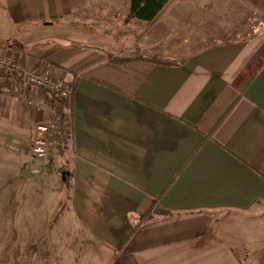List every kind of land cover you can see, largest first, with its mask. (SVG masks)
<instances>
[{"label": "crops", "instance_id": "obj_1", "mask_svg": "<svg viewBox=\"0 0 264 264\" xmlns=\"http://www.w3.org/2000/svg\"><path fill=\"white\" fill-rule=\"evenodd\" d=\"M0 7V57L73 85L62 155L0 176V264H264V0H171L149 27L129 0ZM133 56L180 63L110 60ZM44 118L0 95V166Z\"/></svg>", "mask_w": 264, "mask_h": 264}, {"label": "built area", "instance_id": "obj_2", "mask_svg": "<svg viewBox=\"0 0 264 264\" xmlns=\"http://www.w3.org/2000/svg\"><path fill=\"white\" fill-rule=\"evenodd\" d=\"M0 92L20 98L29 109L44 112L45 118L32 127L29 148L34 157L43 159L56 143L47 135L54 132L68 114L61 102L72 88L56 77L49 66L25 68L8 57H0Z\"/></svg>", "mask_w": 264, "mask_h": 264}, {"label": "trees", "instance_id": "obj_3", "mask_svg": "<svg viewBox=\"0 0 264 264\" xmlns=\"http://www.w3.org/2000/svg\"><path fill=\"white\" fill-rule=\"evenodd\" d=\"M171 0H129V15L137 19L143 20L146 23V27H149L161 14L166 7L167 3ZM0 47H7L6 44H0ZM10 48H18L16 45H10ZM147 60L150 62H156L160 64H178L180 60L168 61L165 59L157 58L155 56H133V57H110V60L115 63H126L131 60ZM73 90V85H70ZM71 107V94L64 98L61 102V109L65 111V108ZM71 131V120L69 116L62 119L59 127L47 135V138L56 143V150L59 155H62L66 149L67 141ZM63 167L60 166V170ZM65 202L59 203L58 208L55 210L53 218H57L62 211Z\"/></svg>", "mask_w": 264, "mask_h": 264}, {"label": "rangeland", "instance_id": "obj_4", "mask_svg": "<svg viewBox=\"0 0 264 264\" xmlns=\"http://www.w3.org/2000/svg\"><path fill=\"white\" fill-rule=\"evenodd\" d=\"M0 11H1V7H0ZM2 15L3 14H2V11H1L0 18L2 17ZM4 24L5 23L0 22V28H3V29L4 28H7L6 25H4ZM8 32L10 33L11 32V29ZM13 32H16V29L13 30ZM36 32H38V30L37 31H34V29H33L31 32L30 31H28V32L27 31H24L23 34L26 35L25 36L26 37V40H28V38H30V36L32 37V33L34 34ZM16 36L18 37V34L16 35V33H15V38H17ZM6 41L13 44L15 42V39L14 38L6 39ZM37 41H40L39 38H33V39L28 40L29 43H34L35 46L38 45ZM29 47H30V45H27L26 46V48H29ZM35 49H37V48H35ZM4 57H7V56H4ZM0 95H7V94H4V93L0 92ZM52 148H54V147H52ZM24 151L25 152H21L20 154L18 153V156H17V164H14V166H10V165L9 166H3V165L0 166V176L1 175H5L6 173H9L13 177L16 176V175H19L20 173H22L21 172L22 171V169H21V162L22 161H24V160L27 159L28 160L27 163H29V164H31V161H35V162L37 161V158H35L34 156L30 155L28 151L27 152H26V150H24ZM11 153L12 152H11L10 149H8L7 147H6V149H4V147L0 143V158L2 160H7V159L13 158ZM55 168H56L55 167V163L53 162L52 164H48L47 167L44 168V170L42 171V173H48L49 175H54L56 177L58 175V177L60 178L62 176V173H58L57 169H55ZM57 183H59V182H57ZM228 211H230V210H228ZM228 211L223 213V215H224L223 218L224 219L227 218L228 216H230V212H228ZM234 215H236V216L238 215L237 217H239L237 219H234L236 222H238L240 224L241 223H243V224L245 223V221H243L244 220L243 217L244 218L247 217L246 214H244V213H238V214H234ZM259 248H260V254H262V251H263L264 247L261 246Z\"/></svg>", "mask_w": 264, "mask_h": 264}, {"label": "water", "instance_id": "obj_5", "mask_svg": "<svg viewBox=\"0 0 264 264\" xmlns=\"http://www.w3.org/2000/svg\"><path fill=\"white\" fill-rule=\"evenodd\" d=\"M62 178L64 179V173L62 172Z\"/></svg>", "mask_w": 264, "mask_h": 264}]
</instances>
